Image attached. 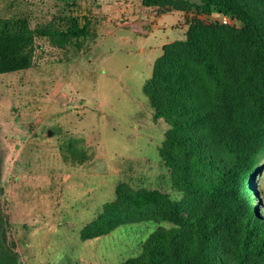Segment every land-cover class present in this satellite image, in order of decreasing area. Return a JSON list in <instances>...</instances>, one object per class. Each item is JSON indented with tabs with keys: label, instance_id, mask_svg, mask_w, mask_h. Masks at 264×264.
Here are the masks:
<instances>
[{
	"label": "rangeland",
	"instance_id": "1",
	"mask_svg": "<svg viewBox=\"0 0 264 264\" xmlns=\"http://www.w3.org/2000/svg\"><path fill=\"white\" fill-rule=\"evenodd\" d=\"M166 10L143 0H0V19L26 20L36 33L32 64L0 74L1 227L22 264H117L173 225L124 222L82 237L120 184L126 194L158 188L183 197L159 150L170 125L143 90L163 51L142 42L164 36L179 15L170 39H186L194 18L244 24L191 7L167 13L141 39L152 13ZM248 183L264 213V155Z\"/></svg>",
	"mask_w": 264,
	"mask_h": 264
},
{
	"label": "trees",
	"instance_id": "2",
	"mask_svg": "<svg viewBox=\"0 0 264 264\" xmlns=\"http://www.w3.org/2000/svg\"><path fill=\"white\" fill-rule=\"evenodd\" d=\"M143 3L195 7L244 26L194 18L186 39L163 46L144 85L155 116L170 125L159 150L183 197L158 188L126 194L120 184L117 199L82 237L124 222L169 220L173 225L156 228L140 254L117 264H264V213L248 183L264 155V0ZM35 37L26 20L0 19V74L32 64ZM1 166L0 157V177ZM1 225L0 215V264H22Z\"/></svg>",
	"mask_w": 264,
	"mask_h": 264
},
{
	"label": "crops",
	"instance_id": "3",
	"mask_svg": "<svg viewBox=\"0 0 264 264\" xmlns=\"http://www.w3.org/2000/svg\"><path fill=\"white\" fill-rule=\"evenodd\" d=\"M153 7V6H152ZM155 8V7H154ZM174 13V12H182L181 10H172V11H167V12H163L160 15H156L154 13H152V28L149 29L148 34L144 35L142 38H146L148 37L151 33L152 36L155 35L154 33V29L156 28H160V18H162L164 15H166L167 13ZM181 15H179V17L177 18V21L175 24H173L170 28H164V32L163 35H160L161 38H157V36H155L156 38L152 39V41L146 42L143 40L142 43H144V45L146 44L147 47H150V45L152 44V54H154L156 48L160 45L161 46V51H163V46L167 43L170 42L171 40H174L176 37H174L173 39H170L171 35L174 33V29H176L177 25H180V27L183 25L182 19H181ZM157 35V34H156ZM146 40H148V38H146ZM141 42V41H140ZM145 50V48L143 49V51Z\"/></svg>",
	"mask_w": 264,
	"mask_h": 264
},
{
	"label": "built area",
	"instance_id": "4",
	"mask_svg": "<svg viewBox=\"0 0 264 264\" xmlns=\"http://www.w3.org/2000/svg\"><path fill=\"white\" fill-rule=\"evenodd\" d=\"M225 21H227V17L225 16Z\"/></svg>",
	"mask_w": 264,
	"mask_h": 264
}]
</instances>
